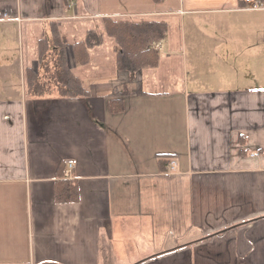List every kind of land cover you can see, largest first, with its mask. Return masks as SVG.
<instances>
[{
    "label": "crops",
    "instance_id": "obj_1",
    "mask_svg": "<svg viewBox=\"0 0 264 264\" xmlns=\"http://www.w3.org/2000/svg\"><path fill=\"white\" fill-rule=\"evenodd\" d=\"M105 18L164 21L159 65L119 69ZM52 22L86 95L30 92ZM8 29L20 49L16 74L0 54V264H264V10L0 0ZM91 31L101 43L75 63ZM67 181L77 200L58 198Z\"/></svg>",
    "mask_w": 264,
    "mask_h": 264
},
{
    "label": "trees",
    "instance_id": "obj_2",
    "mask_svg": "<svg viewBox=\"0 0 264 264\" xmlns=\"http://www.w3.org/2000/svg\"><path fill=\"white\" fill-rule=\"evenodd\" d=\"M104 21L106 23L104 25L106 33H108V36H112L118 45L116 62L119 69L134 73L140 69L154 68L159 65L160 55L156 50V45L161 44L167 34L168 26L164 21L144 20L142 22H132L113 18H105ZM57 23L52 22L51 24V42L48 38L43 37L40 39L39 61L40 63L44 62L47 68L43 75L33 69L28 70V76L26 77L28 78V85L34 90V92H30L33 95H42L51 88L52 90H57L63 96L86 95L89 91L84 88L82 79L75 75L67 63V52L65 49L68 42L62 37ZM98 34L91 31L85 41L73 43L72 49L76 59L75 63L82 65L88 63L90 60L88 48L101 43ZM53 46L55 50H53V57H51L52 53L49 50ZM51 58L53 62L49 63ZM50 64L52 66H49ZM44 82H47V84L45 85ZM67 182L69 185L65 184L64 187L57 191L58 198L63 201L77 200L78 189L72 182Z\"/></svg>",
    "mask_w": 264,
    "mask_h": 264
},
{
    "label": "rangeland",
    "instance_id": "obj_3",
    "mask_svg": "<svg viewBox=\"0 0 264 264\" xmlns=\"http://www.w3.org/2000/svg\"><path fill=\"white\" fill-rule=\"evenodd\" d=\"M105 22V21H104ZM103 22V23H104ZM106 23H104L105 25ZM19 31L16 29H8L7 33L5 35L2 34L1 30H0V37H8V43L6 45H1L0 44V54L5 53L8 57L7 62L8 63H12L11 65H13L10 69L12 70L11 72L13 74L15 73V59L18 58L19 55V49H20V39H19ZM9 81H11V84L13 85L14 83H16L18 80H16L13 76L9 77ZM45 85L47 84V82H44ZM3 84V79H0V86H2ZM49 85V84H48Z\"/></svg>",
    "mask_w": 264,
    "mask_h": 264
},
{
    "label": "built area",
    "instance_id": "obj_4",
    "mask_svg": "<svg viewBox=\"0 0 264 264\" xmlns=\"http://www.w3.org/2000/svg\"><path fill=\"white\" fill-rule=\"evenodd\" d=\"M244 2V4L246 5V7L248 9H252V10H264V0H242ZM175 160H171L170 162V168H171V172L174 170L175 168V164L176 162H174Z\"/></svg>",
    "mask_w": 264,
    "mask_h": 264
}]
</instances>
